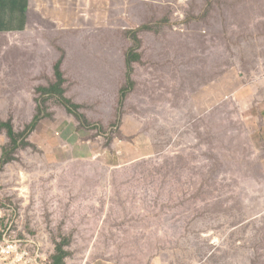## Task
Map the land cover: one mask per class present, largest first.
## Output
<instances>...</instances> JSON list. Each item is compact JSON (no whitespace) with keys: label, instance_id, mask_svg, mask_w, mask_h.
<instances>
[{"label":"rangeland","instance_id":"obj_1","mask_svg":"<svg viewBox=\"0 0 264 264\" xmlns=\"http://www.w3.org/2000/svg\"><path fill=\"white\" fill-rule=\"evenodd\" d=\"M126 11L156 20L138 33L144 62L122 107L117 80L80 79L71 95L88 128L43 96L47 125L31 146L12 154L0 131L3 227L44 242L45 264L63 240L65 264H264V112L235 101L244 87L264 106V0H146ZM114 24L113 53L132 47ZM96 38L50 35L70 55L106 54ZM15 112L0 121L22 133L26 114Z\"/></svg>","mask_w":264,"mask_h":264},{"label":"crops","instance_id":"obj_2","mask_svg":"<svg viewBox=\"0 0 264 264\" xmlns=\"http://www.w3.org/2000/svg\"><path fill=\"white\" fill-rule=\"evenodd\" d=\"M141 6H146V0H0V119L12 118L10 114L14 109L17 110L15 114L19 112L26 114V118L21 120L19 125L27 127L34 122L39 104L37 89L48 87L50 83L56 81L54 67L60 60V55L51 59V49L55 53L59 48L67 51L62 60L61 70L66 79L65 95L74 102L79 103L71 95V88L78 87L80 79L94 80L95 85L96 80H117L120 92L126 85L125 54L131 44L126 42L125 48L113 53L111 48L114 41L110 37L120 32L114 24L116 19L123 23L119 26L123 28V33L141 28L152 19L156 20L153 17L154 12H151V16L141 18L138 12L126 11V8L137 9ZM60 31L93 34L98 37L94 40V45L108 48L107 52L70 55L63 44L58 41L52 42L50 39L52 32ZM143 62L141 59V62L133 64L132 79L135 83L136 70ZM252 95L242 87L239 92H235V101L249 103L247 111L256 109V112H264V106L261 109L256 107ZM263 115L261 113L259 119L264 128ZM53 118L57 119L56 116ZM15 119L13 118L14 124ZM41 120L47 125V120L44 118ZM128 124L125 122L121 125L125 133ZM141 126V122L138 121L136 142L139 146L143 142ZM71 130L70 136L74 132L77 133L76 130ZM37 131L31 136H38Z\"/></svg>","mask_w":264,"mask_h":264},{"label":"trees","instance_id":"obj_3","mask_svg":"<svg viewBox=\"0 0 264 264\" xmlns=\"http://www.w3.org/2000/svg\"><path fill=\"white\" fill-rule=\"evenodd\" d=\"M148 28L149 27L135 28L128 32L133 41V46L129 48L125 54L127 64V78L126 85L120 90L119 93V107L123 106L126 97L129 93H131L134 87L135 82L132 79V74L134 72L133 64L141 62V54L139 53L141 41L138 37V33L143 30H148ZM62 60L63 58H61L54 67L56 81L54 83H51L48 87H39L37 89V93L39 94V98L43 96L46 97L45 99L51 97L56 98L57 101L67 110L68 113L73 114L83 127L88 128L89 122L87 121L86 117L79 112L81 106L65 95L66 91L64 88V84L66 83V79L64 78L63 72L61 70ZM39 98L37 99L38 103H40ZM46 101L47 100H45L44 102ZM42 112L43 108L39 106L38 113L34 122L31 125L27 126L26 130L22 133H18L15 130L12 120L0 121V131L6 130L8 136L12 140V154L15 153L21 147L31 146L27 139L34 132L39 121L42 119ZM14 159V157H9V152L5 150L4 163H9ZM67 243L68 242L66 240H63L62 243L56 245V254L52 257L53 264H65L64 259L66 256H68V252L64 250V246H66Z\"/></svg>","mask_w":264,"mask_h":264},{"label":"built area","instance_id":"obj_4","mask_svg":"<svg viewBox=\"0 0 264 264\" xmlns=\"http://www.w3.org/2000/svg\"><path fill=\"white\" fill-rule=\"evenodd\" d=\"M9 212L8 209L0 208V264H45L48 258L43 253L44 242L36 241L31 234L17 236L13 240L11 231L8 230L13 224L3 227V220ZM10 221L11 217L8 218V222Z\"/></svg>","mask_w":264,"mask_h":264}]
</instances>
